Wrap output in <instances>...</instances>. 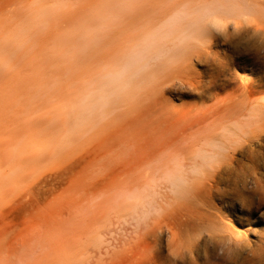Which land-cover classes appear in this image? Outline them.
Segmentation results:
<instances>
[{"label":"rangeland","instance_id":"374dc122","mask_svg":"<svg viewBox=\"0 0 264 264\" xmlns=\"http://www.w3.org/2000/svg\"><path fill=\"white\" fill-rule=\"evenodd\" d=\"M0 264H264V0H0Z\"/></svg>","mask_w":264,"mask_h":264},{"label":"bare ground","instance_id":"6f19581e","mask_svg":"<svg viewBox=\"0 0 264 264\" xmlns=\"http://www.w3.org/2000/svg\"><path fill=\"white\" fill-rule=\"evenodd\" d=\"M230 5H221L220 6V13L221 14H225L224 16H226V13L227 11L229 10L228 7ZM233 8V7H232ZM232 9H230L229 11H231ZM243 14V13H242ZM246 28V27H245ZM241 29V28H240ZM250 30V29H249ZM248 30V31H249ZM247 31V30H246ZM152 44H153V39L151 38H145L144 40L138 42L137 44H135L134 48H135V51H133L131 54H130V58H133L135 61H139L142 56H143V53L145 51H148L151 49L152 47ZM193 188V187H192Z\"/></svg>","mask_w":264,"mask_h":264}]
</instances>
